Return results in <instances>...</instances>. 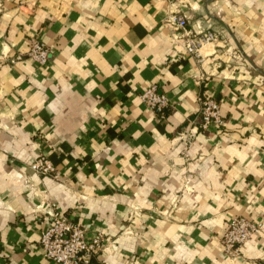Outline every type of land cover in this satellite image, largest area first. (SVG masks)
<instances>
[{"label":"crops","instance_id":"obj_1","mask_svg":"<svg viewBox=\"0 0 264 264\" xmlns=\"http://www.w3.org/2000/svg\"><path fill=\"white\" fill-rule=\"evenodd\" d=\"M177 13L219 40L188 52ZM0 59V264H58L47 209L101 233L87 264H264V0H0ZM203 93L221 124L202 125ZM234 215L262 225L233 257Z\"/></svg>","mask_w":264,"mask_h":264},{"label":"built area","instance_id":"obj_2","mask_svg":"<svg viewBox=\"0 0 264 264\" xmlns=\"http://www.w3.org/2000/svg\"><path fill=\"white\" fill-rule=\"evenodd\" d=\"M177 27L182 28L187 34L184 48L188 52H197L200 45L205 41H218L219 37L210 29L199 30L192 34L186 29V15L177 13L170 16ZM26 55L44 65L49 59V48L39 35L31 36V42ZM1 60V59H0ZM141 98L158 115L164 118L166 108L170 105L167 95L158 89L156 83H151L140 92ZM202 125L211 123L221 124L223 119L220 113L219 103L212 96L203 93L199 97ZM30 167L37 172L49 173L58 176L56 165L46 156L38 155ZM47 218V225L41 231L39 244L44 255L58 264H87L90 262L102 246V235L100 232L86 234V230L79 223L73 222L61 211L47 209L43 215ZM262 222L258 219H250L244 215H234L229 218L228 223L221 234L223 250L231 255L240 254L241 244L249 239L261 228Z\"/></svg>","mask_w":264,"mask_h":264}]
</instances>
